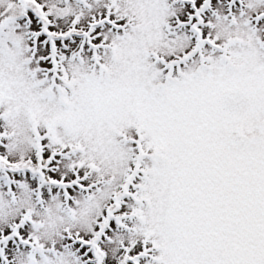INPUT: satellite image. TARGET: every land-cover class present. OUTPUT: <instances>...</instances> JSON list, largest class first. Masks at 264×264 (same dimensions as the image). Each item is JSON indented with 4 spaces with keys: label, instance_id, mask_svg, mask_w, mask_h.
Returning a JSON list of instances; mask_svg holds the SVG:
<instances>
[{
    "label": "snow or ice",
    "instance_id": "obj_1",
    "mask_svg": "<svg viewBox=\"0 0 264 264\" xmlns=\"http://www.w3.org/2000/svg\"><path fill=\"white\" fill-rule=\"evenodd\" d=\"M0 264H264V0H0Z\"/></svg>",
    "mask_w": 264,
    "mask_h": 264
}]
</instances>
